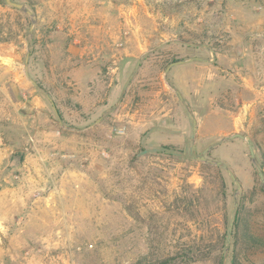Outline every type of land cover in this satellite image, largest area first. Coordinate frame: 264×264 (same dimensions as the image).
I'll return each instance as SVG.
<instances>
[{
  "label": "rangeland",
  "instance_id": "rangeland-1",
  "mask_svg": "<svg viewBox=\"0 0 264 264\" xmlns=\"http://www.w3.org/2000/svg\"><path fill=\"white\" fill-rule=\"evenodd\" d=\"M13 1L30 14L0 0V264H264V0ZM77 39L105 60L79 63Z\"/></svg>",
  "mask_w": 264,
  "mask_h": 264
},
{
  "label": "crops",
  "instance_id": "crops-1",
  "mask_svg": "<svg viewBox=\"0 0 264 264\" xmlns=\"http://www.w3.org/2000/svg\"><path fill=\"white\" fill-rule=\"evenodd\" d=\"M238 10H242V7L239 6L238 4ZM251 14H253L252 12H250ZM264 17V15H262ZM254 17V21L251 23V27L253 30H257L259 25H260V22H259V19L256 20L255 19V15H253ZM80 40L77 39L75 41V46L72 45L71 48H72V53H74V56L76 58V60L80 63L82 60H84V58L86 57H89L92 52L90 50H88L89 48H102L103 50L107 48H109V44L107 43L106 45V42H99V41H96L95 43L92 42V45L90 47H88V45H85V46H81L80 45ZM204 48H206V46H203ZM108 54V52L106 53V55ZM93 57H94V62H97L99 59H101V56L103 58V61L105 60V53L104 51H102V53H98V54H92ZM102 60V59H101ZM197 61H204L202 59H195ZM99 62V61H98ZM201 62H195V63H190V64H200ZM189 63L185 62L183 64H180V65H177V66H174L173 69H171V75H170V78L172 80V77H173V84L174 86L181 92L185 93L186 91H189L191 89V86L187 83L184 82L185 79H187V74H186V68L189 66L188 65ZM194 67V66H193ZM195 68V67H194ZM191 74V73H189ZM194 75V73H192ZM197 81V80H196Z\"/></svg>",
  "mask_w": 264,
  "mask_h": 264
},
{
  "label": "water",
  "instance_id": "water-1",
  "mask_svg": "<svg viewBox=\"0 0 264 264\" xmlns=\"http://www.w3.org/2000/svg\"><path fill=\"white\" fill-rule=\"evenodd\" d=\"M6 2H7L8 5H10L11 7L15 8V9H18V10H21L23 12L29 13L27 11V7L24 4L16 3L13 0H6ZM35 22H36V19H33L31 30L34 27ZM182 43L185 44V45H190L189 43H185V42H182ZM29 61H30V56L27 57V59H26V65H25V73H26V76L28 78H30V74H29ZM183 63H185V62L184 61H176V62L172 63L167 68V70H166V81H168L167 76H168V73L170 72V70L174 66H177V65H180V64H183ZM32 82H34V81H32ZM174 90L179 95V97L183 100L180 92L178 90H176V89H174ZM239 137L242 138V139H244L243 136H239ZM250 149L252 151V148L251 147H250ZM194 151H196V147L195 146H194ZM196 158H198L197 155H196ZM201 160L204 161L207 164H210V165H213V166H217V167H222V168L226 169L228 171V173L230 174L232 180L237 184L238 190L241 189L242 186H241L240 182L238 181L237 177L235 176V174L232 171H230L228 169V166L225 163H223V162H209L206 158H202ZM260 177H261V181L263 182L264 181V176H263V173L262 172H260ZM237 207H238V202L235 203V209H234V212H233V215H232V219H231V222H230V225H229V228H228V233H227V242H228V244H230L231 243V240H232L233 230H234V226H235V218H236L235 210L237 209ZM228 252H229V248H227V250L225 252L223 264H227Z\"/></svg>",
  "mask_w": 264,
  "mask_h": 264
},
{
  "label": "trees",
  "instance_id": "trees-1",
  "mask_svg": "<svg viewBox=\"0 0 264 264\" xmlns=\"http://www.w3.org/2000/svg\"><path fill=\"white\" fill-rule=\"evenodd\" d=\"M240 207L237 208L235 214H236V227H238V224H239V214H240ZM244 236H245V239L247 240V242H249L250 244H252V246H257L259 247L260 244H258L259 242L256 241V239L253 237V235H251V233H249L247 230L244 231ZM224 248V247H223ZM222 261H223V254L221 256V262L220 264H222ZM230 264H240V261L238 260V255L236 253V255L234 254L231 258V261H230Z\"/></svg>",
  "mask_w": 264,
  "mask_h": 264
}]
</instances>
